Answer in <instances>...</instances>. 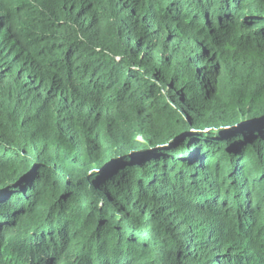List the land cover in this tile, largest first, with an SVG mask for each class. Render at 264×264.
<instances>
[{
	"label": "trees",
	"instance_id": "16d2710c",
	"mask_svg": "<svg viewBox=\"0 0 264 264\" xmlns=\"http://www.w3.org/2000/svg\"><path fill=\"white\" fill-rule=\"evenodd\" d=\"M0 264H264V0H0Z\"/></svg>",
	"mask_w": 264,
	"mask_h": 264
}]
</instances>
